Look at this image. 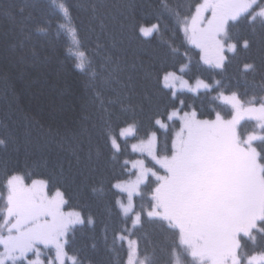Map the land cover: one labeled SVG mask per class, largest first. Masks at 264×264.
<instances>
[{"label":"snow or ice","instance_id":"1","mask_svg":"<svg viewBox=\"0 0 264 264\" xmlns=\"http://www.w3.org/2000/svg\"><path fill=\"white\" fill-rule=\"evenodd\" d=\"M57 10L58 29L69 33L77 48L72 53L76 69L95 80L106 65L95 66V54L84 48L66 0ZM170 12L183 34L182 44L189 47L181 53L174 42L168 43L170 56L179 54L183 62H162L155 69L160 97L145 92L135 105L100 102L111 159L123 156L129 140H135L131 152L151 161L124 159L121 168L130 164L135 171L129 177L135 179L113 176L120 226L113 229L110 249L119 246L121 264H264V86L249 93L224 83L229 65L252 46L234 29L243 24L264 34V0H195L186 13L179 8ZM161 27L159 21L138 25L144 37L160 33ZM35 31L48 29L38 25ZM261 45L260 64L246 57L237 61L243 78L259 75L264 81V38ZM192 49L210 75H187ZM26 55L21 51L20 59ZM30 55L38 59L41 52L33 48ZM108 77L106 83L122 84L119 76ZM183 92L208 97L213 104L207 111L197 108ZM116 103L119 110L111 107ZM145 104L150 124L141 136L138 113L145 112ZM91 151L89 147V160ZM33 175L10 170L0 179V264H95L72 246L77 228L94 225V219L73 207L61 187L53 190L51 176ZM92 191L103 193V188ZM145 220L159 223L171 237L159 256L137 235Z\"/></svg>","mask_w":264,"mask_h":264},{"label":"trees","instance_id":"2","mask_svg":"<svg viewBox=\"0 0 264 264\" xmlns=\"http://www.w3.org/2000/svg\"><path fill=\"white\" fill-rule=\"evenodd\" d=\"M62 2L65 0H0V139L5 140L0 145V179L10 170L32 173L33 178L51 176L53 190L61 187L71 205L95 221L94 225L77 228L73 248L95 264H121L123 253L119 246L110 249L113 229L120 226L114 195L117 190L111 187L115 183L113 176L134 177H129L135 171L130 164L126 170L121 168L124 159L151 161L146 155L131 152L130 145L135 140H129L123 156L111 159L102 133L100 102L112 99L135 105L145 92L160 97L155 69L162 62L176 66L183 62L179 54L170 56L168 43L174 42L181 53L189 47L182 44L183 34L177 31L170 10L179 8L186 13L195 0H66L84 48L95 54V66L106 65L99 69L95 80L76 69L72 53L77 48L71 35L57 27L61 20L57 6ZM157 21L162 26L160 33L149 37L139 33L138 25ZM38 25L46 26L48 31L36 32ZM234 32L239 38L249 39L252 46L229 65L224 83L251 93L264 86V81L259 75L243 78L238 71L242 65L237 61L246 57L260 64L264 34L260 29L254 34L243 24ZM33 48L41 52L38 59L30 55ZM21 51L27 53L23 60ZM196 51L190 52L192 63L187 75H210L209 70L197 64ZM109 73L119 76L122 84L106 83ZM128 84L130 88L123 86ZM182 97L205 111L213 104L208 97L188 92H183ZM111 107L119 110L120 104ZM147 109L145 104V112L138 113L141 136L150 124ZM159 135L163 142V130ZM93 188H103V193L93 192ZM135 201L137 205L141 202L139 197ZM137 235L147 242L149 252L156 249L157 256L171 242L159 223L147 220ZM93 243L95 249L91 247Z\"/></svg>","mask_w":264,"mask_h":264},{"label":"rangeland","instance_id":"3","mask_svg":"<svg viewBox=\"0 0 264 264\" xmlns=\"http://www.w3.org/2000/svg\"><path fill=\"white\" fill-rule=\"evenodd\" d=\"M134 143H136V142H134ZM131 179H135V176H134V177H132ZM134 199H136V198H134Z\"/></svg>","mask_w":264,"mask_h":264}]
</instances>
